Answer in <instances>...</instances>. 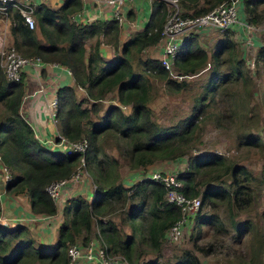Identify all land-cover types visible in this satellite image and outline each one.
Masks as SVG:
<instances>
[{
	"label": "trees",
	"instance_id": "obj_1",
	"mask_svg": "<svg viewBox=\"0 0 264 264\" xmlns=\"http://www.w3.org/2000/svg\"><path fill=\"white\" fill-rule=\"evenodd\" d=\"M184 14H199L207 11L223 0H178ZM262 0H242L246 21H259L258 4ZM82 6L81 0H65L60 7L50 8L46 4L37 5L34 13L36 25L30 28L16 9H11L10 29L13 45L24 55H38L45 61H56L70 68L76 83L85 93L77 98L70 84H62L56 89V124L67 137H86L88 147L84 157L86 168L97 183L92 197L86 193H74L67 196L62 205V218L55 239L46 244L35 241L25 221L0 219V264H33L35 261L48 264H68L67 247L77 238L87 242L92 231H97L104 239L107 249L120 252L128 260H133L132 243L135 240L136 214L148 213L146 237L150 250L160 248L167 227L180 215V207L168 201L163 183L143 176L130 185H125L117 171V158L107 153L99 159L98 138L107 130H118L126 147L122 154L131 168L145 167L156 159H168L183 155L182 145L193 135L197 128L198 115L207 105V95L213 96L221 76L247 78L243 67L241 52L232 38L233 29L228 28L222 34L209 53L202 46L196 34H189L180 44L174 58L175 74L171 73L156 56H139L136 69L133 65L132 48L141 52L154 45L161 34L166 19L165 0H152L147 21L140 30L132 32L123 42L119 41L120 21L117 18L93 20L90 23H74L70 19L72 10ZM38 32L46 42H42ZM99 34L114 47L113 57L106 59L99 49ZM93 38L87 49L86 40ZM257 58H264V44L260 45ZM198 59L190 62V59ZM210 58L212 72L205 89L195 97L190 111L172 123L163 124L153 117L149 102L152 99L149 76L163 78L165 85L179 90L185 79L178 75L194 73L198 66ZM205 60V61H206ZM228 63V71L221 70V64ZM177 74V75H176ZM115 90V102L110 103L105 112L94 120L90 113H96L99 100L108 90ZM23 76L9 79L5 76L0 63V101L5 115L0 120V155L4 165L14 174L6 184L8 192H24L28 196L30 210L35 215H53L58 204L46 190L53 179L68 177L79 162V154L52 150L36 137L32 127L20 112V102L24 93ZM84 100L89 101L83 104ZM101 102V101H100ZM126 106V108H125ZM127 109V110H125ZM245 142L252 143L258 138L245 134ZM259 140V139H258ZM179 141V143H174ZM263 143V140L260 139ZM189 167L179 171L182 181L180 189L186 195H200L201 204L208 202L224 203L228 206L229 221L237 236L246 233L250 242L251 257L248 264H261L257 259L256 248L264 250V230H257L249 217L237 218L233 208L246 209L251 202L253 182L252 171L243 164L225 162L224 156L217 152H203L191 156ZM201 168L212 169L214 173L207 180L195 179L194 171ZM229 179L215 183L222 174ZM202 182L206 184L202 186ZM128 202L127 221L132 228L126 234L113 218L102 217L109 205L116 202ZM201 204L194 213L198 223L214 224L221 227V220L215 213L200 214ZM108 207V208H107ZM1 212V209H0ZM143 264H162L156 255ZM175 264H203L193 252L184 250L177 256ZM246 264V262H242Z\"/></svg>",
	"mask_w": 264,
	"mask_h": 264
},
{
	"label": "rangeland",
	"instance_id": "obj_2",
	"mask_svg": "<svg viewBox=\"0 0 264 264\" xmlns=\"http://www.w3.org/2000/svg\"><path fill=\"white\" fill-rule=\"evenodd\" d=\"M47 2L51 3L52 1L47 0ZM238 3L241 6L243 4L242 0H238ZM143 7L147 16L149 7L147 5ZM258 14L259 21L256 23L248 22L251 28L249 33H246L247 29L245 28L243 35L246 37L243 41L236 36V32H233L234 35L232 34L235 45L241 52L247 78L243 81L240 77H227L224 79L221 76L217 88L212 92L213 96H210L211 93L207 95V105L198 115L196 130L187 142L182 145L186 148L183 155L168 159H156L145 167L131 168L122 154V149L126 147V144L123 138L120 137L118 130L104 131L100 134L97 142L101 148L98 155L99 159L104 157V153L117 158L116 168L125 185H130L137 180L144 169L145 171L154 168L165 169L178 173L189 167L188 160L191 156L203 152L221 153L225 162L245 165L253 174L251 178L254 183L251 202L244 210L233 208L232 213L237 218L249 217L253 221L255 228L262 231L264 230V58H257L256 53L260 45L264 44V0L258 4ZM240 15L242 13H239L238 10V19H240ZM127 34L126 32V36ZM192 34H196L198 42L210 53L214 49L218 38L224 33L210 27L204 33L196 31ZM249 34L251 35V40H247L249 39ZM106 39L109 38L103 36L101 38L103 41ZM123 39L125 38H120V41ZM92 42L93 39H87L86 46L89 47ZM145 55L161 56L162 49L160 44L149 45L141 52L132 48L131 60L136 69L139 68L137 64L138 57ZM111 57L112 55L105 58L109 59ZM197 60L192 58L190 62H196ZM205 60L198 66L196 72L178 75V79H185V83L179 90H173L166 86L163 78L154 75L149 76L148 80L152 93V99L149 104L156 120L163 124L172 123L190 111L195 97L204 91L206 82L212 72L210 58ZM220 67L224 72L229 69L227 62L221 64ZM171 71L176 72L174 67H172ZM83 95L77 94V98ZM89 101L84 100L83 104H88ZM113 102H115L114 89L108 90L103 98H100L97 112H91L90 116L97 120L105 112L109 104ZM4 115V106L0 101V120L4 118ZM245 134H252L258 138L252 143H246ZM260 139L263 140V143L260 142ZM174 143H179V141ZM57 149H60V147L57 146ZM84 172H87V169ZM213 173L214 170L212 169L205 170L201 168L198 171H194V176L195 179L201 182L207 180ZM228 179L229 177L224 173L217 180L207 181V184L221 180L227 181ZM205 184V182H202V186ZM108 207L109 209L104 215L108 216V218H113L119 228L126 234H130L132 228L126 220L127 212L130 209L129 203L120 201L112 203ZM0 209H2L1 202ZM200 209V214H217L222 222L221 227L216 228L214 224L210 223H198V219L193 215L188 218L187 223L183 227L182 235L178 240H171L164 236L160 248L155 251L150 250L146 237L148 213L136 214L134 221L137 223V230L135 232V240L132 243V256L134 258L129 260V263L143 264L145 260L157 255L162 264H175L177 256L184 250H188L198 255L203 264H242L244 261L248 264L252 247L248 239L245 238L246 233H243L242 237L237 236L234 227L229 221L228 206L224 203H214L205 200L201 204ZM33 221L35 220L26 219L29 232L36 239L35 241L41 244L52 242L55 237L50 235L49 231L51 229L46 232L39 227V223L36 224ZM95 233L97 231L93 230L92 234L94 235ZM256 255L260 263L264 264V250L257 247ZM33 264L48 263L35 261Z\"/></svg>",
	"mask_w": 264,
	"mask_h": 264
},
{
	"label": "built area",
	"instance_id": "obj_3",
	"mask_svg": "<svg viewBox=\"0 0 264 264\" xmlns=\"http://www.w3.org/2000/svg\"><path fill=\"white\" fill-rule=\"evenodd\" d=\"M46 0H0V13L8 16L11 9H16L23 17L24 22L33 28L36 25L35 9L37 5ZM64 1V0H62ZM82 3L91 0H81ZM95 4L105 3L112 7V17L120 20L122 14L119 6L126 2L133 0H92ZM167 4L166 19L162 25L161 34L156 43H159L162 49V55L158 56L161 63L169 69L174 67V58L180 44L184 38L189 34L203 26H210L219 31H224L231 28L238 19V0H223L215 4L213 7L205 12L191 15L184 14L180 7L178 0H165ZM171 6V7H170ZM84 7V6H83ZM81 8V10L83 9ZM91 20V19H88ZM241 22V21H240ZM90 23V22H89ZM243 27L249 33L251 25L248 21L243 20ZM247 40H251V35H248ZM1 65L4 74L9 79H19L22 76L23 68L28 64L36 65L43 61L38 55H24L13 44L0 47ZM177 75V74H176ZM50 116L56 122V106L57 97L54 96L48 101ZM34 131V130H33ZM39 137V136H38ZM37 137V138H38ZM41 144L50 149L57 151L79 154V162L68 177H61L51 180L46 185V190L51 195L54 201L59 205L64 196H69L74 188L77 187L84 177H87L91 183L89 184L88 195L92 197L93 191L97 183L92 179L91 175L84 172L86 168V161L84 153L88 147V140L86 137L71 139L64 135L59 129L49 137H39ZM1 159V155H0ZM143 176L150 177L163 183L165 187V198L177 204L180 207V215L176 218L166 229V235L171 240H178L182 235L183 227L187 223L188 218L193 216L201 204V197L199 195H186L180 186L182 185L178 173L165 169H150ZM13 178V173L6 166L3 165L1 170V179L3 185H6ZM85 190L81 187V191ZM44 216H51L44 214ZM106 215H104L105 217ZM102 219L105 221L108 216ZM11 221H25L26 219H33V217H5ZM68 264H130L129 260L120 252H111L107 249L106 243L99 232L92 234L85 243H81L80 239L69 243L67 247Z\"/></svg>",
	"mask_w": 264,
	"mask_h": 264
},
{
	"label": "crops",
	"instance_id": "obj_4",
	"mask_svg": "<svg viewBox=\"0 0 264 264\" xmlns=\"http://www.w3.org/2000/svg\"><path fill=\"white\" fill-rule=\"evenodd\" d=\"M51 1L52 2L50 3L46 0L42 3L46 4V6L50 8L56 9L60 7L65 0ZM151 2L152 0H133L119 6V10L122 14V18L119 20V41L120 38H125L120 42L126 40L133 30H140L143 27L150 13ZM145 5L149 7L147 16L144 13L145 9L143 6ZM82 7L83 9L81 10ZM81 8L79 7L77 9H74L69 14L71 21H73L74 23H89L93 20H107L113 18L112 7L105 3L95 4V2L91 0L85 3L83 2ZM238 10L239 13H242V15H240L241 22L238 21L234 23L231 28L233 29V32H236V36L243 41V39L246 37L245 35H243V33H245V28L243 27L242 21L246 20L243 11V4L241 6L238 3ZM10 22L11 21L8 16L0 13V47H4L6 46V44L10 45L13 43V35L10 29ZM208 29H210V27L203 26L201 28H198L194 32L199 31L200 33H204ZM126 32L128 33L127 36ZM38 35L42 42H46L45 37L40 32H38ZM102 36L105 37L104 35L99 34L100 39L102 38ZM93 38L94 37L88 39L91 40ZM88 48L89 47H87V49ZM99 49L102 55H106L105 57H108L110 55H112L113 57L114 55V47L112 46V44L110 45V43L106 40H101ZM22 76L25 91L20 102V112L30 124L37 137H49L58 129L56 122L50 116V109L48 105V101L52 97L56 96V89L58 88V86L62 84L72 85L75 89L76 96L77 94H84L85 89L80 84L75 82L69 67L56 61L43 60L39 64H37V66L28 64L23 68ZM3 165L4 164L0 159V202L2 207L0 212V219L7 220L5 219V217L10 218L19 216L33 217V220H35L33 222H35L36 224L39 223V227L41 229L45 230L46 232L48 231V229H51L49 231L50 235H54V237H56L58 232L57 227L62 218L61 205L68 195L62 198V202L58 205V210L55 214L51 216L35 215L30 210L29 200L26 193H24L23 191L12 193L5 190L6 185H3L1 179V170L3 168ZM90 183L91 181L87 177H84L80 182H78L77 187L74 188V191L71 194L86 193L89 198L88 188ZM81 187H84L85 190L81 191ZM15 222L17 223L19 221ZM86 264L93 263L90 262Z\"/></svg>",
	"mask_w": 264,
	"mask_h": 264
},
{
	"label": "clouds",
	"instance_id": "obj_5",
	"mask_svg": "<svg viewBox=\"0 0 264 264\" xmlns=\"http://www.w3.org/2000/svg\"><path fill=\"white\" fill-rule=\"evenodd\" d=\"M223 32V31H222ZM37 137V136H36ZM52 150H54V149H52ZM12 172V171H11ZM13 173V172H12ZM13 177H14V174H13ZM90 199V198H89ZM26 221V220H25Z\"/></svg>",
	"mask_w": 264,
	"mask_h": 264
}]
</instances>
